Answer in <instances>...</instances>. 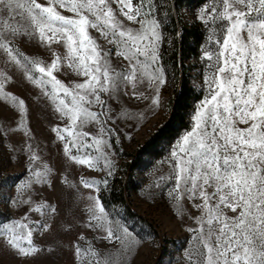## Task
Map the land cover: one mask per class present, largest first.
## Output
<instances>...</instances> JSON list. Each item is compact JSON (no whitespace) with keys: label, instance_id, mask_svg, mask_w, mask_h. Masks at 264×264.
Masks as SVG:
<instances>
[{"label":"rangeland","instance_id":"rangeland-1","mask_svg":"<svg viewBox=\"0 0 264 264\" xmlns=\"http://www.w3.org/2000/svg\"><path fill=\"white\" fill-rule=\"evenodd\" d=\"M166 1L0 0V264H264V0L181 7L201 95L169 118ZM140 154L129 216L101 193Z\"/></svg>","mask_w":264,"mask_h":264},{"label":"trees","instance_id":"trees-1","mask_svg":"<svg viewBox=\"0 0 264 264\" xmlns=\"http://www.w3.org/2000/svg\"><path fill=\"white\" fill-rule=\"evenodd\" d=\"M141 2L142 0H134ZM159 6L161 0H153ZM165 16L159 17L163 34V63L174 73L177 87L169 105V118L165 125L156 131L145 143L141 153L155 150L162 140H174L180 132L187 130L195 103L201 95L191 86L186 74V62L199 55V46L204 38V30L200 23H185L177 14L181 7L196 9L206 0H165ZM140 154L126 164L120 175L110 181L109 186L101 193L100 199L105 206L120 205L129 216H137L128 201L133 182L132 172L140 160Z\"/></svg>","mask_w":264,"mask_h":264}]
</instances>
